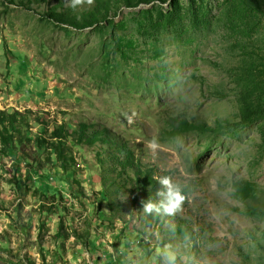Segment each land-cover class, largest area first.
<instances>
[{
  "label": "rangeland",
  "instance_id": "rangeland-1",
  "mask_svg": "<svg viewBox=\"0 0 264 264\" xmlns=\"http://www.w3.org/2000/svg\"><path fill=\"white\" fill-rule=\"evenodd\" d=\"M260 93L264 0H0V110L28 114L0 148V227L49 242L10 255L264 264ZM162 176L186 196L174 216L143 211Z\"/></svg>",
  "mask_w": 264,
  "mask_h": 264
},
{
  "label": "trees",
  "instance_id": "trees-1",
  "mask_svg": "<svg viewBox=\"0 0 264 264\" xmlns=\"http://www.w3.org/2000/svg\"><path fill=\"white\" fill-rule=\"evenodd\" d=\"M245 96L246 95H244V97ZM250 105L252 107V112H254L255 114H264V94L260 93V97H258V100L254 101V104L250 102ZM27 119V112H22L17 109H14L13 111L0 110V148H6L9 152L16 151V144L24 142V137H17L16 134L24 133L20 126L26 124ZM193 128H196L195 123H187L186 130ZM63 135L57 133V130L54 131V135L52 137L56 138L57 140V145H55L56 149H59L60 145L64 146L65 142H68L70 140L69 137L71 136L67 135L66 132ZM236 184L243 191V199H247L252 196L253 190L250 189L251 185L248 182L239 180Z\"/></svg>",
  "mask_w": 264,
  "mask_h": 264
},
{
  "label": "clouds",
  "instance_id": "clouds-1",
  "mask_svg": "<svg viewBox=\"0 0 264 264\" xmlns=\"http://www.w3.org/2000/svg\"><path fill=\"white\" fill-rule=\"evenodd\" d=\"M85 3L91 5L93 0H69V4L74 10L83 6ZM148 146L151 150L155 151L157 143L153 140ZM158 183L161 185V188L157 192V195L161 197V200L158 204L153 203L151 200L148 202L141 201L143 204V211L145 213H151L153 210H155L156 213L163 211V213L168 216H174L181 210L186 196L181 187L177 183H174L170 176L160 177ZM158 254L164 255L167 264H176V255L171 251L170 246H166L162 250H159Z\"/></svg>",
  "mask_w": 264,
  "mask_h": 264
},
{
  "label": "crops",
  "instance_id": "crops-1",
  "mask_svg": "<svg viewBox=\"0 0 264 264\" xmlns=\"http://www.w3.org/2000/svg\"><path fill=\"white\" fill-rule=\"evenodd\" d=\"M38 230L39 229H36V232ZM26 232H27V227L24 224L18 225L16 229H12L11 227H7V226L0 227V264H52L53 259H51L50 254H47L46 258L43 260L39 257V249L36 253L38 254L37 257H34L32 255H28L24 257L10 255L12 249L14 248L18 251L19 247L21 248L29 247L28 243H26L23 238L27 236ZM47 243L45 242L43 244L36 243L35 245L31 244L29 249L38 245L40 249L43 248L44 250H46L49 248V245H47ZM25 257L26 260L24 259Z\"/></svg>",
  "mask_w": 264,
  "mask_h": 264
}]
</instances>
